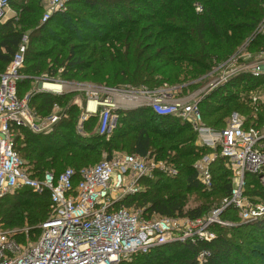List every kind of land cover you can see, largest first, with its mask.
<instances>
[{
	"label": "trees",
	"instance_id": "trees-1",
	"mask_svg": "<svg viewBox=\"0 0 264 264\" xmlns=\"http://www.w3.org/2000/svg\"><path fill=\"white\" fill-rule=\"evenodd\" d=\"M10 5L18 18L0 23V72L27 32L28 47L21 71L30 77L46 72L65 80L150 90L169 83L181 86L183 93L196 89L192 81L236 53L264 19V0H69L65 11L54 13L43 23L42 0H10ZM198 5L200 12H196ZM263 40L264 36L257 35L247 47L255 52ZM30 83L32 79L18 82L19 95L31 90H26ZM260 84H264V75L242 73L216 87L199 104L205 124L223 127L226 113L243 107L237 102L239 92ZM72 96L39 91L30 98V106L41 116L50 114L55 105L63 114L49 132L32 133L20 128L22 138L21 134L15 137V149L35 175L46 171L57 174L66 168L78 172L89 166L85 154L99 146L104 147L109 159L118 142L132 133L129 154L164 159L178 172L167 176L154 171L142 178L143 189L127 196L123 205H137L146 217L159 214L197 218L229 195L232 173L222 157L210 166L211 189L198 180L194 162L210 150L195 143L196 131L188 122L174 115H158L148 106L117 109L114 134L104 140V135L97 133V114L83 122L81 133L77 131L80 110ZM263 117L260 115V123ZM93 121L95 132H91ZM177 185L186 192L197 191L205 200L189 205L185 192L174 187ZM214 194L221 197L219 203L206 200ZM49 212L47 193L21 188L0 199L2 229L3 225L20 227L25 222L41 224ZM221 217L237 223L213 225L215 238L210 242L166 243L119 264H200L197 254L201 249L210 252L202 264H264V217L239 222L233 208Z\"/></svg>",
	"mask_w": 264,
	"mask_h": 264
},
{
	"label": "built area",
	"instance_id": "built-area-1",
	"mask_svg": "<svg viewBox=\"0 0 264 264\" xmlns=\"http://www.w3.org/2000/svg\"><path fill=\"white\" fill-rule=\"evenodd\" d=\"M68 1L42 0L41 22H46L56 12L65 11ZM10 18L17 19L18 12L11 7L10 0H0V23ZM263 27L264 19L247 42L257 35L264 36ZM27 47L28 35L23 34L11 61L0 72V199L28 188L37 194H48L50 212L39 224L40 234L32 242H18L0 224V264H119L166 243L210 242L215 238L211 230L213 225H235L221 217L229 208L236 211L241 222L264 217V124H248L244 116L233 111L225 125L216 128L205 124L199 108L205 96L231 77L242 73L264 75V40L255 52L238 50L213 66L203 76L209 82L187 95H181V86L167 83L150 90L92 85L59 76L39 77L42 80L40 88L19 95L18 82L36 79L21 71ZM238 60H243L240 67L233 66L217 74L222 71V65L233 61L238 64ZM39 91L82 95L85 102L80 106L78 132L82 131V124L89 116L97 114V133L110 134L116 126L117 109L148 106L158 115L181 118L196 131L197 144L210 150L194 162L198 180L204 188L211 189L210 166L217 157H222L232 173L229 195L217 207L197 218L144 216L142 210L127 207L122 201L141 191V179L150 177L154 171L167 176H175L178 172L172 163L155 160L149 154L115 153L78 172L66 168L57 174L46 171L35 175L15 149V137L20 134V128L32 133L49 132L63 115L57 105L46 116L31 109L30 98ZM251 99L256 104L260 97L253 95ZM254 109L257 111L258 107L255 105ZM250 181L257 183V187ZM209 256L208 250L201 249L197 260L202 264Z\"/></svg>",
	"mask_w": 264,
	"mask_h": 264
},
{
	"label": "rangeland",
	"instance_id": "rangeland-1",
	"mask_svg": "<svg viewBox=\"0 0 264 264\" xmlns=\"http://www.w3.org/2000/svg\"><path fill=\"white\" fill-rule=\"evenodd\" d=\"M200 11H201V7L198 5L196 7V12H200ZM10 14H11V12H10ZM38 19H39V17H38ZM263 30H264V27H263ZM26 34H27V32H26ZM247 40L244 41V43L242 44V46H240V48L238 50H240L242 52H247V51L251 52V50L247 47L249 45V42H247ZM250 59L251 58H248L247 60H250ZM49 61L50 60L48 59L47 62H49ZM242 61L241 60H238V64H237L236 61H233L231 63H227L225 65H222L223 66L222 67V71L220 70V72H218L217 74L220 75V74H222L221 72H223V70L224 71H228L233 66H236V68L237 67H240L241 66L240 63ZM220 63L221 62H218L215 65L220 64ZM43 72H45V71H43ZM44 76L50 77V75H48L46 72L45 73H42L41 76L40 75L35 76L36 79H32V83L29 84V87L26 90L31 89L32 91H35L38 88H40L41 87V83L40 82L42 80H40L39 77H44ZM231 78H233V77H231ZM75 82H80V81H75ZM208 82H209V79H206V77H202V78H200L198 80L192 81V83H195V85H196L195 88L196 89H194V90L187 89L186 93H183L182 92L181 95H187V94H189V93H191V92H193L195 90H198L200 87H202L203 85L207 84ZM87 83H89V82H87ZM90 84L103 86V85L98 84L96 82L95 83L94 82L93 83L91 82ZM167 84L170 85L169 83H167ZM186 84H188V83H186ZM141 87H136V89L137 88H141ZM74 95L75 94H73L71 100L74 103L76 102L75 104L78 106V108L80 110V106L85 101H84V99H83V97H82V95L80 93H77L75 96ZM253 95H257V96L260 97V99H258V101L256 102V104H253V102H252V99L251 98H252ZM237 102H240L243 105V107L241 109H234V108L230 109L226 113V115L224 116V120L225 121L229 117V115L231 114V112L236 111V112L240 113L242 116H244L246 118V120H247V123H249V124H253V125L255 124L257 126L260 125V124H262V125L264 124V119L262 120L261 123L259 121L260 115H264V84L257 85L256 88L250 89V90H244V89H242L239 92V95L237 97ZM255 105L258 107V110L257 111L254 110ZM30 108L33 109L32 106H30ZM59 111L62 112V110L60 108H59ZM47 115H49V114H47ZM254 122H256V123H254ZM82 129H83V127H82ZM95 129H96V121H93V126H92V131L91 132H95ZM114 130H115V128L112 130V132L110 134L104 135V138L103 139L104 140H109L110 138H112V135L114 134L113 133ZM84 133L88 134V131L87 132H84ZM20 134H21L20 135V138H22V134L23 133L21 132V130H20ZM132 136H133V134L131 133L130 135H127L124 139H122L120 142H118V147L115 148V149H113L114 154L115 153H119V154H123V153L129 154L128 152H130L129 147H130V143L132 141ZM196 140H197V137H196ZM196 140H195V143L197 144ZM19 141H20V139H19ZM121 144H123L122 147H121ZM106 154H107V152L104 149V147L99 146L98 149H96L95 151H93L91 153H86L85 154L88 157V158L86 157V160H88L86 162V164L92 165V164L98 163L104 157H106ZM155 160L164 161V159H156V158H155ZM83 165H85V164H83ZM225 166L228 168V166L226 165V163H225ZM66 167H71V166L69 165V166H66ZM250 178L251 177L248 176V180ZM250 183L253 184V185H255L257 187V183H254L253 181H250ZM174 187H179L182 191H184L180 185H177V186H174ZM184 192H185V197L187 198V201H188L189 205H196V204H199L200 202H202V201L205 200L203 198V196H201L200 193H198L197 191H193V190L191 191V190H189L187 192L186 191H184ZM206 200H214L215 203H219L221 201V197L218 194H214L213 197L208 198ZM133 201L135 202V200H133ZM134 202H133V204H135ZM130 207H133V208L138 209V210H141L142 209V208L138 207L137 205L136 206L135 205H131ZM238 220H239V218H238ZM239 222H241V221H239ZM233 223L236 224L237 222L236 221L235 222L233 221ZM3 228L5 230H7L9 233H12L14 235L15 239L18 242H20V243H26V242L35 241L37 239V237L39 236V234H40L39 223L38 224H35V225H30L29 223H26L25 222L20 227L3 225Z\"/></svg>",
	"mask_w": 264,
	"mask_h": 264
},
{
	"label": "bare ground",
	"instance_id": "bare-ground-1",
	"mask_svg": "<svg viewBox=\"0 0 264 264\" xmlns=\"http://www.w3.org/2000/svg\"><path fill=\"white\" fill-rule=\"evenodd\" d=\"M47 88H49V87L47 86Z\"/></svg>",
	"mask_w": 264,
	"mask_h": 264
},
{
	"label": "crops",
	"instance_id": "crops-1",
	"mask_svg": "<svg viewBox=\"0 0 264 264\" xmlns=\"http://www.w3.org/2000/svg\"><path fill=\"white\" fill-rule=\"evenodd\" d=\"M9 15H11V14L9 13Z\"/></svg>",
	"mask_w": 264,
	"mask_h": 264
}]
</instances>
